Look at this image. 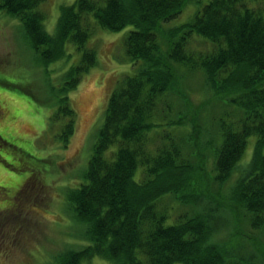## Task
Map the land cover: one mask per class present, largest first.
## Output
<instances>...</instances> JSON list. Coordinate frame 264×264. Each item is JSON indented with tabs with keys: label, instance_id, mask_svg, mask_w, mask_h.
I'll return each mask as SVG.
<instances>
[{
	"label": "trees",
	"instance_id": "trees-1",
	"mask_svg": "<svg viewBox=\"0 0 264 264\" xmlns=\"http://www.w3.org/2000/svg\"><path fill=\"white\" fill-rule=\"evenodd\" d=\"M44 1L0 0V10L20 18L44 65L68 56L67 42L83 51L48 100L56 106L49 125L62 122L65 146L77 125L69 92L97 63L85 46L92 22L112 31L134 27L124 43L135 72L112 90L84 181L67 191L89 244L66 249L56 264H85L96 255L116 264H264L260 11L248 0H208L187 22L169 27L201 0H75L61 6L52 35L39 9ZM198 78L200 100L189 82ZM251 136V158L224 194ZM169 201L179 205L176 213ZM226 213L240 238L232 246L213 239Z\"/></svg>",
	"mask_w": 264,
	"mask_h": 264
},
{
	"label": "rangeland",
	"instance_id": "rangeland-1",
	"mask_svg": "<svg viewBox=\"0 0 264 264\" xmlns=\"http://www.w3.org/2000/svg\"><path fill=\"white\" fill-rule=\"evenodd\" d=\"M74 1L45 0L40 4L50 34H55L61 6ZM207 1L189 4L166 26L187 22ZM248 5L264 17V0H248ZM133 28L129 25L112 31L92 22L85 46L96 51L97 63L69 92L77 125L65 146L59 138L62 122L49 125L56 106L48 100L51 88L63 84L64 72L81 61L83 51L67 42L69 55L44 65L20 18L0 10V135L7 142L0 147V264H56L66 249L89 244L86 225L75 222L74 212L68 207L67 191L84 181L112 90L124 75L135 72L124 43ZM199 81L201 78L189 80L196 91L194 96L200 100L204 93H198ZM255 138H249L239 166L225 182L224 194L249 162ZM169 204L176 213L179 205L173 201ZM218 219L221 226L213 239L232 246L240 239L233 235L235 219L229 213ZM259 238L264 244V236ZM83 263L116 264L99 255Z\"/></svg>",
	"mask_w": 264,
	"mask_h": 264
}]
</instances>
